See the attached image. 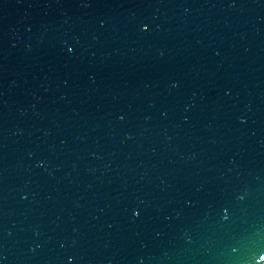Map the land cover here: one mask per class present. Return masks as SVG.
Masks as SVG:
<instances>
[{
  "label": "water",
  "instance_id": "1",
  "mask_svg": "<svg viewBox=\"0 0 264 264\" xmlns=\"http://www.w3.org/2000/svg\"><path fill=\"white\" fill-rule=\"evenodd\" d=\"M0 264H264V0H0Z\"/></svg>",
  "mask_w": 264,
  "mask_h": 264
}]
</instances>
